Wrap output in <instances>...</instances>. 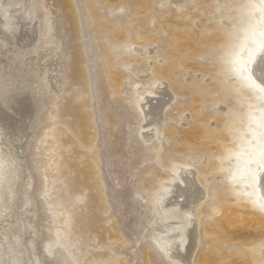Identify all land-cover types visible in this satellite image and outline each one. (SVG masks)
<instances>
[{
    "label": "rangeland",
    "instance_id": "obj_1",
    "mask_svg": "<svg viewBox=\"0 0 264 264\" xmlns=\"http://www.w3.org/2000/svg\"><path fill=\"white\" fill-rule=\"evenodd\" d=\"M71 1L78 24L68 25L74 31L64 43L52 33L63 15L56 0L0 1V264L13 263L3 254L17 234H23L19 250H26L21 264H185L169 245L184 246L191 227L198 247L189 264H264L260 185L245 181L256 166L250 156L262 144L257 115L263 93L238 74L257 0ZM71 45L74 55L83 54L84 62L76 63L87 82L66 88L68 96L89 98L95 137L88 144L70 125L78 117L59 118L66 102L58 93L63 73L77 64L56 59ZM161 87L173 99L156 129L149 127L145 104ZM62 159L79 169L94 167L97 187L60 168ZM184 170L195 173L205 193L191 215L179 206L178 192L172 194L176 184L186 190L179 177ZM66 185L75 193L68 201L58 197ZM48 187L53 197L45 196ZM93 191L101 196L96 204ZM162 195L169 204L158 208ZM85 200L92 201L87 209L97 221L88 233L72 225ZM52 201H60L54 212ZM57 234L68 238L69 251L46 253Z\"/></svg>",
    "mask_w": 264,
    "mask_h": 264
},
{
    "label": "bare ground",
    "instance_id": "obj_2",
    "mask_svg": "<svg viewBox=\"0 0 264 264\" xmlns=\"http://www.w3.org/2000/svg\"><path fill=\"white\" fill-rule=\"evenodd\" d=\"M1 1V0H0ZM58 3H57V5H58V7H59V9H60V11H61V13H63V15H61V17H60V19H58L57 21H53V31H52V33H53V35L54 36H56L57 38H59V39H57V40H59V41H62L63 43H64V40H65V37L66 36H68V34L70 35L71 33H73L72 31H74V29H72V28H69L68 27V25H70V24H72V25H74V27H75V25H77L78 24V22H77V19H78V17L76 18V16H77V14H75V9H74V2L73 1H71V0H56ZM49 2H50V0H49ZM0 6H3V5H1V3H0ZM53 9V8H52ZM55 9V8H54ZM58 8H56L55 10H57ZM2 10H3V8H2ZM2 10H0V26H2V23H3V20H4V12L2 11ZM5 11H6V9H5ZM8 11V10H7ZM256 18H255V20H254V23H253V28H252V31H251V33L249 34V36H248V39H247V47H245V49L243 50V55H242V58L244 59V61L239 65L240 67H241V71H240V73H238L239 75H241L243 78H244V80H246L247 82H250V84H252L253 85V87H255V88H261L262 89V95H261V97H262V101H263V108H262V110H261V113L260 114H258L257 115V117H260V121H258V125H257V130H262V132H263V137L262 138H260L261 139V141H262V144H261V146L259 147V149L257 150V152H254L253 154H251V156H250V159H251V161H254L255 162V164H256V166L253 168V172H254V175H251L250 173H248V175H250L251 176V179H246L245 181L246 182H255L256 181V183H258L259 185H260V192H256L258 195H262V202H263V204H264V52H262V51H260L259 50V46L262 44V43H264V0H257V2H256ZM6 18V17H5ZM55 18V17H54ZM57 24H62L63 26H61V27H59L58 28V26H57ZM22 26V25H21ZM7 27V26H6ZM20 29V28H19ZM23 29V28H22ZM76 30H78V29H76ZM75 30V31H76ZM15 31V30H14ZM32 32V34H34L35 35V31H36V27H35V25H32V30H31ZM24 32V31H23ZM23 32H22V30L21 31H19V35H20V38H19V40L21 39V35H23ZM29 34V33H28ZM77 34H78V32H77ZM77 34H75V39L73 38V40H76L77 41V39L79 40L80 38H78V35ZM24 36V35H23ZM25 40V39H24ZM80 41V40H79ZM81 42V41H80ZM60 44V43H59ZM82 44V43H81ZM80 46V45H79ZM82 46V45H81ZM68 46H66V48H64L63 50H62V52L60 53V56H58V58L57 57H55V58H57L56 60L57 61H63V63H64V65H66V66H68L69 65V67L71 68L72 67V62H74V63H80L81 64V62L83 63L84 61L82 60V59H84V58H82V56H83V54L81 55V51H78L79 53H76L75 55H74V47H72V45L70 46V47H68ZM80 48V47H79ZM76 63V64H77ZM52 64V63H51ZM232 65V67L233 68H236L238 65L236 64V63H232L231 64ZM245 65H247V70H243V66H245ZM83 66V65H82ZM82 66L81 65H78L77 64V66H75V69H74V71L73 72H71V73H69L68 71H66V72H64L63 73V79H62V81H61V84H60V87H59V89H58V93H59V97H61V98H63L62 100H63V102L66 100V102H65V104H63V105H61V108H60V112H59V118H60V116L66 121V119L68 120L69 118H71L72 116L74 117H78V118H76V120H73V121H71L69 124L70 125H72L73 126V129L76 131V133L79 135V137L81 138V141H82V139H83V141H85V143H90L89 141L91 140V138L92 137H95V134H93V132H92V120H91V118H92V116H91V114H90V111L88 112V110H89V106H88V103H89V98H88V96H86L87 95V93H83V94H80V95H77V93L76 94H74L73 96H71V95H69L68 96V94H70V91H69V89H67L66 88V86H71V85H73V84H75V83H81V84H83V86L85 85V83L87 82H85V76H87V75H85V72H84V70L83 69H85V68H83L82 69ZM61 67V66H60ZM86 74H87V72H86ZM57 75H59V73H57ZM57 75H54V77H55V79H56V76ZM57 81V80H56ZM75 82V83H74ZM72 89V88H71ZM85 89V88H84ZM157 91H158V94H159V97L158 98H149L148 99V101H147V103L145 104V106H146V115H147V117H148V119H149V127H152V128H156L157 129V123L159 122V119H161V115L163 114V112H164V109L166 108V105L173 99V96H172V93L169 91V89H167L166 87H161V88H158L157 89ZM81 93V92H80ZM79 94V93H78ZM85 97H87V99H85ZM79 99H81V102H79L78 104H77V106H73L74 105V103L77 101V100H79ZM83 99V100H82ZM61 100V99H60ZM62 102V103H63ZM57 117V116H56ZM73 117L71 118V120L73 119ZM58 118V119H59ZM62 120V119H61ZM67 122V121H66ZM63 123V122H62ZM66 124V123H65ZM60 125V124H59ZM66 127V126H65ZM69 128H72V127H69ZM151 128V129H152ZM57 129V128H56ZM60 130V129H59ZM72 130V129H71ZM155 130V129H154ZM61 131H64L63 129L62 130H60V132ZM66 131H67V129H66ZM66 131H65V133H66ZM153 131V130H152ZM73 132V131H72ZM154 132V131H153ZM94 133H95V131H94ZM46 134V133H45ZM58 134V133H57ZM53 135V134H52ZM63 135H65L64 134V132H63ZM62 135V136H63ZM67 135V134H66ZM75 135V134H74ZM77 135V136H78ZM94 135V136H93ZM76 136V135H75ZM59 137V136H58ZM64 137V136H63ZM54 138H57V137H55L54 136ZM60 138H62L61 136H60ZM58 139V138H57ZM56 139V140H57ZM64 139V141L67 139H65V138H63ZM71 139V138H70ZM59 140V139H58ZM57 140V141H58ZM73 140V139H72ZM72 140H70V141H72ZM56 141V142H57ZM60 141H61V139H60ZM68 140H66V142H67ZM70 141H68L69 143H70ZM87 141V142H86ZM91 141H93V140H91ZM63 142V141H62ZM73 142V141H72ZM75 142V141H74ZM58 143H61V142H59L58 141ZM84 143V142H83ZM87 143V144H88ZM63 144V143H62ZM73 144H75V143H73ZM3 145V144H2ZM23 145V144H22ZM59 145V144H58ZM61 145V144H60ZM59 145V146H60ZM72 145V144H71ZM62 146V145H61ZM65 146H66V144H65ZM54 147H56V146H54ZM53 147V148H54ZM64 147V146H63ZM73 147H74V145H73ZM52 148V147H51ZM52 148V149H53ZM75 148V147H74ZM55 149V148H54ZM64 149H67V148H63L62 150H64ZM77 149H75V151H76ZM68 151H70V152H73V153H75V151L74 150H72V148H71V150H68ZM67 150L66 151H64L65 153L66 152H68ZM78 151V150H77ZM57 152V149L55 150V153ZM63 152V153H64ZM69 152V153H70ZM93 152V151H92ZM91 152V153H92ZM58 153H60V152H58ZM94 153H96V152H94ZM81 154V153H80ZM51 155V154H50ZM95 155V154H94ZM56 156H58L57 154H56ZM92 156H93V154H92ZM96 156H97V154H96ZM59 157H60V155H59ZM67 157V156H66ZM72 157V156H71ZM75 157V156H74ZM64 158V157H63ZM78 158V157H77ZM92 158V157H91ZM59 159V158H58ZM61 159V158H60ZM93 159H95V157L93 158ZM63 160V159H62ZM67 160H69V159H67ZM77 160V159H76ZM87 160H88V158H87ZM58 161V160H57ZM71 160H69V162L67 161H62L61 163H59V165L58 166H60V168H62L63 167V169L64 168H66V169H68L69 171V173H71V174H76V177H81L82 179H83V181H81V183L82 182H85L84 184L88 187L89 186V188H90V186L91 185H94V184H96V182L97 181H99V180H97V181H95V179H94V173H93V175H92V173H91V167L92 166H90V167H88L87 165H89V164H87L86 166L87 167H85V168H77V166H76V164H74V163H72V162H70ZM72 161H73V159H72ZM78 162V161H77ZM86 162H88V161H86ZM85 162V163H86ZM76 163V162H75ZM81 163V162H80ZM79 163V164H80ZM89 163H91L90 161H89ZM94 163H95V161H94ZM7 164V163H6ZM56 164V163H55ZM2 165V164H1ZM85 165V164H84ZM3 166H4V164H3ZM6 166V165H5ZM13 166V165H12ZM80 166V165H79ZM78 166V167H79ZM94 166V165H93ZM54 167H55V165H54ZM81 167H83V166H81ZM1 168V167H0ZM59 168V167H58ZM92 168H94V167H92ZM56 169H57V167H56ZM93 170V169H92ZM95 170V169H94ZM12 172H15V169H14V171H12ZM59 172H60V170H59ZM93 172H96V170L95 171H93ZM16 173V172H15ZM15 173H14V175H15ZM58 173V172H57ZM63 173V172H62ZM1 174H3V173H1ZM12 174V173H11ZM10 175V174H9ZM56 175V174H55ZM64 175H66V178H65V176ZM81 175V176H80ZM13 176V175H12ZM63 176H64V180H65V182H68L67 180L69 179L68 177H69V175H68V173H63ZM63 176H62V174H60V175H58L56 178L57 179H59V180H61L62 181V179H63ZM182 177V179H183V182L185 183V186H186V190H184V188L183 187H179V185L178 184H176V186L174 187V189H173V191H172V194L173 193H176V192H178V197L180 198L177 202L179 203V206H182V207H184L185 209H186V211H184L185 213H186V215H191L192 214V212H191V208L190 207H192L193 206V204L196 202V201H199V200H202L203 198H205L204 197V191L202 190V188L199 186L200 185V183L198 182V178L196 179V177H195V173L193 172V171H182L180 174H179V177ZM256 176H257V180H256ZM73 176H71L70 178H72ZM97 177V176H96ZM77 179V178H76ZM98 179V178H97ZM63 180V181H64ZM58 181V180H57ZM80 181V180H79ZM92 181H93V183L94 184H92ZM1 183H2V181H1V179H0V193L1 192H4V189L3 188H5V187H3L2 185H1ZM56 183H58V182H56ZM63 183V182H62ZM69 183V182H68ZM73 183V182H72ZM75 183H77V182H75ZM59 184V183H58ZM66 184V183H65ZM74 184V183H73ZM78 184V183H77ZM98 184V183H97ZM97 184H96V186H94V187H97ZM78 186V185H77ZM81 186V185H80ZM172 186H174V185H172ZM57 187V186H56ZM70 185H66V187H62V192H59V196L58 195H55V196H58L59 198H61V199H63V200H65V201H68L69 200V196L70 195H72L74 192H72L73 191V189L71 188L70 189ZM98 187H100V186H98ZM55 188V187H54ZM75 188V187H74ZM169 188H171V187H169ZM2 189H3V191H2ZM53 189V188H52ZM56 189V188H55ZM69 189H70V191H69ZM83 189H85V188H83ZM92 189V188H91ZM97 189V188H96ZM56 190H60V189H56ZM86 190V189H85ZM93 190H95V189H93ZM101 190V189H100ZM165 190V189H164ZM169 190V189H168ZM180 190H181V193H179L180 192ZM250 190H256L255 189V186H254V184H252L251 186H250ZM6 191V190H5ZM176 191V192H175ZM53 192V191H52ZM51 192V187L49 188H46V190H45V196L47 195V196H51V197H53L54 196V193H56L55 191L52 193ZM75 192H77V191H75ZM79 192V191H78ZM88 192V191H87ZM165 192V191H164ZM168 191L166 190V193H167ZM81 193H84V192H81ZM90 193V192H89ZM95 192L93 191V194L91 195V197H90V199L94 202V201H96V200H99V197L101 198V196H98L97 194V196L94 194ZM98 193V192H97ZM169 193V192H168ZM167 193V194H168ZM75 194V193H74ZM73 194V195H74ZM162 194H163V192H162ZM172 194H171V196H172ZM77 195V194H76ZM80 195V194H79ZM102 195V194H101ZM164 196L166 195V194H163ZM162 195V201H161V199H159L158 201H157V206H158V208H161V207H159V202L160 203H162V204H164V203H167V204H169V199H167V198H165L164 196ZM2 196V195H1ZM0 196V199L2 200V197ZM78 197V196H77ZM76 197V198H77ZM85 197V196H84ZM159 197V196H158ZM48 198V197H47ZM55 198V197H54ZM75 198V199H76ZM83 198V197H82ZM49 199H51V198H49ZM61 199H59V200H61ZM79 199V198H78ZM78 199H77V201H78ZM74 200V199H73ZM91 200H88V201H86V203H82L83 205H84V207H82L83 209H81V208H79V209H81L80 211L81 212H75L74 214L75 215H73L72 214V217H73V219H74V222H73V224L72 225H74L75 224V226H79V228H81V230H82V228L83 227H86L87 228V233H88V231L89 230H91V229H89L90 227H94L95 226V223L97 222H95V219H94V216L91 214V211H92V208H91V210L89 209V211H88V209H87V206H90L88 203H91L92 201ZM28 201V200H27ZM31 201V200H30ZM54 201V200H53ZM51 202V203H49V209H50V211H53V210H55L56 209V206L59 204V202H58V204H56L55 202ZM81 201L83 202L84 200L83 199H81ZM80 201V202H81ZM3 202H5L4 200H3ZM57 202V201H56ZM72 202V201H71ZM74 202V201H73ZM79 202V201H78ZM97 202V201H96ZM30 203V202H29ZM64 203V202H63ZM95 203V202H94ZM98 203V202H97ZM1 204H2V202H1ZM28 204V203H27ZM70 204V203H69ZM93 204V203H92ZM91 204V205H92ZM96 204V203H95ZM161 204V205H162ZM68 205V204H67ZM73 205H75L74 203H73ZM76 205H77V203H76ZM0 206H2V205H0ZM3 206H4V204H3ZM3 206H2V208H3ZM69 206V205H68ZM68 206H67V208H68ZM72 206V205H71ZM79 206V205H78ZM78 206H77V208H78ZM7 207V206H6ZM80 207V206H79ZM4 208H5V206H4ZM62 208V207H61ZM67 208H65V209H67ZM69 208H71V207H69ZM73 208H75V207H73ZM102 208V207H101ZM162 208H163V206H162ZM165 208L168 210V208L165 206ZM94 209V208H93ZM3 210V209H2ZM166 210V211H167ZM57 211H58V209H57ZM73 211V210H72ZM94 211H95V209H94ZM159 211V210H158ZM161 211V210H160ZM162 211H163V209H162ZM165 210H164V212H166ZM54 212V211H53ZM70 212V211H69ZM93 212V211H92ZM51 213V212H50ZM59 213V212H58ZM161 213V212H160ZM53 214V213H52ZM61 214V213H60ZM96 214V213H95ZM94 214V215H95ZM51 215V214H50ZM55 215V214H54ZM57 215V214H56ZM70 215V214H69ZM97 215V214H96ZM60 216V215H59ZM71 216V215H70ZM102 216V215H101ZM69 217V216H68ZM95 217H97V216H95ZM54 218V217H53ZM98 218V217H97ZM54 219H56V218H54ZM71 219V218H70ZM72 219V220H73ZM98 220V219H97ZM70 221V220H69ZM103 221V220H102ZM54 222V221H53ZM105 222V221H104ZM174 222H176V221H174ZM179 222V221H178ZM71 223V222H70ZM177 223V222H176ZM179 224V223H178ZM65 225V224H64ZM70 225V224H69ZM72 225H70L68 228H71L72 227ZM75 226H73V227H75ZM107 228V227H106ZM67 229V228H66ZM89 229V230H88ZM109 229V228H108ZM72 230H74V229H72ZM76 230V229H75ZM80 230V231H81ZM83 230H84V228H83ZM19 231V230H18ZM66 231V230H65ZM77 231V230H76ZM79 231V230H78ZM80 231H79V233H80ZM92 231V230H91ZM56 232V231H55ZM64 232V231H63ZM83 232H85V231H83ZM177 233H180V230L178 229V231H176ZM62 233V232H61ZM184 233L186 234V243H185V245L184 246H179L178 244H177V242H175L174 240V244H170L169 245V249L171 250V251H176V253L177 254H179V256H180V258H181V260L183 261V263H185V264H189L190 263V261H191V259L193 258V256H194V254H195V252H196V249H197V247H198V236H197V234H196V231H195V227H191V229H189V230H184ZM59 234V233H58ZM57 234V235H58ZM73 234H74V232H73ZM77 234H78V232H77ZM85 234V233H84ZM94 234V233H93ZM92 234V235H93ZM108 234V233H107ZM110 234V233H109ZM12 235V234H11ZM15 235V234H14ZM23 235V234H22ZM22 235L21 234H17L15 237H13L12 239H13V241H12V243H8V245L6 244V250L4 251V256L6 257V256H8V258H9V260H10V263L11 262H13V263H15V264H21L20 263V258H21V256H23L24 254H25V252H24V250H22V249H20L19 250V248H18V246H20L21 245V240H23L22 239ZM65 235V234H64ZM64 235H58V237L56 238V239H53V240H51V241H49L47 244H45V247H44V249H45V251H46V253H50V254H52L54 251H56V248L57 247H61L63 250H65L66 252L67 251H69V248H68V246H67V242L66 241H68L67 239L65 240V236ZM68 235V234H67ZM67 235H66V237H67ZM69 235H71V234H69ZM98 235V234H97ZM174 235H175V233H174ZM53 236V235H52ZM54 236H56V235H54ZM75 236V235H74ZM84 237V236H83ZM174 237V236H173ZM72 238V237H71ZM79 238V237H78ZM7 239H9V238H7ZM104 239V238H103ZM76 240V239H75ZM85 240V239H84ZM88 240V239H87ZM99 241V240H98ZM47 242V241H46ZM101 243V242H100ZM103 243V242H102ZM24 244V243H23ZM22 246V245H21ZM5 248V247H4ZM26 248V247H25ZM86 248V247H85ZM61 249V250H62ZM4 250V249H3ZM26 251V250H25ZM71 251V250H70ZM23 252H24V254H23ZM65 252V253H66ZM58 253V252H57ZM72 254V253H71ZM73 255V254H72ZM63 256V255H62ZM70 256V255H69ZM2 257V256H1ZM67 257V256H66ZM72 257V256H71ZM75 257V256H74ZM100 257V256H99ZM73 258V257H72ZM95 258V257H94ZM6 259V258H5ZM12 260V261H11ZM22 260H23V258H22ZM75 260V259H74ZM71 262H73V260H71ZM13 263H11V264H13Z\"/></svg>",
    "mask_w": 264,
    "mask_h": 264
},
{
    "label": "snow or ice",
    "instance_id": "obj_3",
    "mask_svg": "<svg viewBox=\"0 0 264 264\" xmlns=\"http://www.w3.org/2000/svg\"><path fill=\"white\" fill-rule=\"evenodd\" d=\"M259 50L264 52V43L259 46ZM243 70H247V65L243 66Z\"/></svg>",
    "mask_w": 264,
    "mask_h": 264
}]
</instances>
